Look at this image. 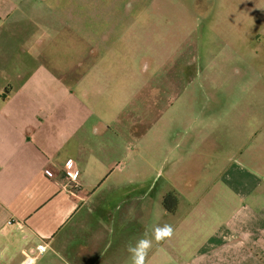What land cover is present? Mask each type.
<instances>
[{
  "label": "crops",
  "instance_id": "obj_1",
  "mask_svg": "<svg viewBox=\"0 0 264 264\" xmlns=\"http://www.w3.org/2000/svg\"><path fill=\"white\" fill-rule=\"evenodd\" d=\"M1 1L0 264H22L24 253L42 242L47 252L33 264H130L126 243L149 230L138 227L146 216L137 215L140 206L133 215L107 214L105 242L94 246L96 250H83L92 252L90 259L85 254L65 257L67 226L105 182V153L129 141L128 135L113 133L110 123L88 107L94 108L91 104L72 95L78 91L90 98L92 85L85 82L96 70L91 58L97 56V32L92 36L90 25V32L82 31L74 10L79 0H71V14L68 8L61 11L56 0H10L11 9L2 14ZM57 43L61 51L68 48L74 55L66 74L55 71L51 62V45ZM84 63L89 71L78 74ZM185 140L203 157L225 147L226 139L224 133L220 137L208 132L193 138L195 144ZM69 161L78 171L76 182L65 175ZM124 168L116 165L120 172ZM243 169L220 162L174 168L173 176H208L173 186L175 210L163 208L173 215V239L171 234L153 241L146 264H264V182ZM113 184L109 188L122 186ZM139 195L132 200L119 197L117 203L137 205ZM11 220L19 224L8 225Z\"/></svg>",
  "mask_w": 264,
  "mask_h": 264
},
{
  "label": "rangeland",
  "instance_id": "obj_2",
  "mask_svg": "<svg viewBox=\"0 0 264 264\" xmlns=\"http://www.w3.org/2000/svg\"><path fill=\"white\" fill-rule=\"evenodd\" d=\"M56 1L61 11L72 13L71 0ZM78 4L74 10L80 14L82 31L90 32V25L92 36L97 32V56L96 62L91 58L95 73L85 82L92 85L90 98L78 91L72 95L91 104L94 108L88 107L110 123L113 133L128 135L129 141L105 153V182L65 230L67 259L82 254L90 259L88 251L105 242L109 213L140 206L137 215L146 216L138 227L173 228L163 198L173 195V186L180 187L182 181L208 176H173L176 167L203 162L239 165L264 182V0ZM1 7L2 14L9 12L10 0H2ZM51 46L55 71L66 74L74 55L68 48L61 51L58 43ZM88 68L84 63L77 72ZM208 132L220 137L224 133L225 147L202 157L196 145L186 146V137L195 144L193 138ZM118 163L125 167L121 172ZM112 182L122 186L109 188ZM136 193L139 205L117 203L119 197L132 200Z\"/></svg>",
  "mask_w": 264,
  "mask_h": 264
},
{
  "label": "clouds",
  "instance_id": "obj_3",
  "mask_svg": "<svg viewBox=\"0 0 264 264\" xmlns=\"http://www.w3.org/2000/svg\"><path fill=\"white\" fill-rule=\"evenodd\" d=\"M134 210L129 209V215H133ZM172 234V228L165 225L163 228L156 227L146 230L145 233L134 241L130 240L125 245V250L129 254L130 264H146V258L153 246V241L159 242L161 239Z\"/></svg>",
  "mask_w": 264,
  "mask_h": 264
},
{
  "label": "built area",
  "instance_id": "obj_4",
  "mask_svg": "<svg viewBox=\"0 0 264 264\" xmlns=\"http://www.w3.org/2000/svg\"><path fill=\"white\" fill-rule=\"evenodd\" d=\"M67 170L65 172L66 177L70 182H76L78 178V171L73 169V164L69 161L67 162ZM19 224L18 221L11 220L8 222V225ZM47 245L45 243H40L35 248L24 253L25 258L22 264H33L36 259L40 258L47 252Z\"/></svg>",
  "mask_w": 264,
  "mask_h": 264
},
{
  "label": "trees",
  "instance_id": "obj_5",
  "mask_svg": "<svg viewBox=\"0 0 264 264\" xmlns=\"http://www.w3.org/2000/svg\"><path fill=\"white\" fill-rule=\"evenodd\" d=\"M175 203H176V199L172 194L166 195L162 201L163 208L169 213L174 212L176 207Z\"/></svg>",
  "mask_w": 264,
  "mask_h": 264
}]
</instances>
